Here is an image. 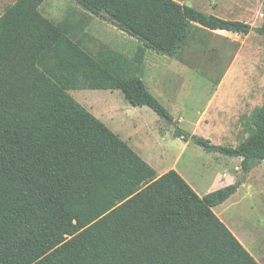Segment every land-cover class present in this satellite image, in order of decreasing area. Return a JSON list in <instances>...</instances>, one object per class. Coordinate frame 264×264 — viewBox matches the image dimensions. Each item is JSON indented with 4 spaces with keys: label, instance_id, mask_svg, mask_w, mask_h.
I'll return each mask as SVG.
<instances>
[{
    "label": "trees",
    "instance_id": "trees-1",
    "mask_svg": "<svg viewBox=\"0 0 264 264\" xmlns=\"http://www.w3.org/2000/svg\"><path fill=\"white\" fill-rule=\"evenodd\" d=\"M45 0H16L0 15V264H259L212 207L237 189L199 196L175 170H155L70 90L118 89L132 106L172 122L138 69L144 50L179 57L196 29L246 35L260 26L178 0H72L85 14L54 22ZM92 16L140 45L128 60L78 38ZM175 124V122H174ZM235 146L179 126L174 136L241 157L240 181L264 159V97Z\"/></svg>",
    "mask_w": 264,
    "mask_h": 264
},
{
    "label": "rangeland",
    "instance_id": "rangeland-1",
    "mask_svg": "<svg viewBox=\"0 0 264 264\" xmlns=\"http://www.w3.org/2000/svg\"><path fill=\"white\" fill-rule=\"evenodd\" d=\"M46 2L50 8H47ZM178 2L189 3L200 11L220 18L246 22L252 27L260 26L263 22L264 0H178ZM42 6V11L49 15L50 17H47L52 21H61L67 10L75 11L73 19L80 17L79 12H82L72 0H45ZM222 34L223 36L206 33L201 38H190L182 49L179 59L168 58L150 49L146 51V57L149 56L150 62L157 66L156 69L148 72L147 83L161 93L165 90L164 87H175L177 90L172 89L171 93H176L178 105L172 107L161 98H157L158 101L176 120L179 117L183 118V122L177 124L181 129L206 138L212 144L217 142L207 137L209 133H213L210 127H207L204 122L197 124V121L207 107L212 91L211 85L214 82L211 79L213 74L217 72L216 75L220 77L223 73L220 70H225L233 61L231 73L241 75L254 92L253 104L260 105L264 97V47L261 37L254 31H250L247 35L228 34L224 37V33ZM77 36L81 39L83 47L92 54L96 52L100 44L125 54L128 51H134L138 45L136 39L123 33L101 16H92L88 20L86 34H77ZM238 51L239 56L234 61ZM220 52L224 54L220 57L222 61H216L220 59L218 57ZM164 69H166L165 72H163ZM70 93L95 117L106 123L107 127L114 125L117 116H125L132 122L129 129L136 134V138L143 137L144 140L147 137L152 138V144L147 143L146 148L152 150L156 141L155 149H164L163 160L161 163H156L153 168L156 173L159 174L174 164L181 148L180 139L182 138L178 139L174 136L173 123L161 119L147 106H130L119 90L79 89L70 90ZM141 121L148 128L144 130L148 133L147 135H144L141 129ZM241 131H239L241 138H237V130H234L233 136L224 132L223 145L230 146L233 142L238 144L247 135L244 129ZM178 169L184 174L186 182L191 187H195L199 193L205 191L211 180L216 178L217 172L235 174L230 157L218 152H208L193 141H189L188 147L178 162ZM239 181L236 180L234 184L238 185ZM244 192L242 190L236 197L240 199L239 204L230 208L229 215L245 232L249 233L251 230L252 235L249 234V238L252 241L255 239L254 233H258L264 239V193L259 196L255 192L249 195Z\"/></svg>",
    "mask_w": 264,
    "mask_h": 264
},
{
    "label": "crops",
    "instance_id": "crops-1",
    "mask_svg": "<svg viewBox=\"0 0 264 264\" xmlns=\"http://www.w3.org/2000/svg\"><path fill=\"white\" fill-rule=\"evenodd\" d=\"M15 1L16 0H0V15L9 6H11ZM42 4L39 7V11L42 13L43 16L48 18L47 16H49V15L45 14L42 11V7L45 5L44 4L42 6ZM188 5H190V4L188 3ZM47 8H50V5L48 3H47ZM74 12H75L74 10H67L65 15L61 18V20H63L65 17H69V19H71L72 23H76L81 19L84 20L85 14L83 13V11L79 12L80 17H78L76 19H73L75 16ZM208 14H210V13H208ZM48 19H50V18H48ZM59 21H54V22H59ZM78 25L80 27L82 24L78 23ZM87 26H88V23L86 25H84L83 31H81V29L78 27L77 28L78 34H80V35L86 34ZM195 27H196V29L194 30L191 38H194V37L201 38L206 33H213L214 35H222V36H223L222 33H224V37H225V35H228V34H237V33L226 32V31L208 30L206 28H202L199 25H195ZM123 45L124 44H122V48H124ZM139 45H140V43L138 42V45L136 46L135 50L132 52L128 51L126 54L115 49V48H113L112 50L122 54L128 60H132V58H133V56L137 50V47ZM147 49H149V48H146L144 50L142 64L139 66V69H138V73H139L143 83L145 84L148 91L156 97V99L161 98V99L165 100V102H167V104L171 105L172 107L178 105L179 100L177 101V98L175 95L176 93H174V92L171 93L172 89H174V91H177L175 87H169V88L164 87L165 90L163 91V93H161V92L156 91L154 88H152L147 83L148 72L149 71L151 72L152 69H156V67H157L155 64L150 62L149 56L146 57ZM223 55L224 54L222 52H220L218 54V57L220 58ZM164 56H166V55H164ZM238 56H239V51L236 53V55L234 57V61L237 59ZM167 57L173 58V57H169V56H167ZM175 58L179 59L180 55L178 58L177 57H175ZM218 60L222 61L221 58L216 59V61H218ZM232 64H233V61H232ZM232 64L228 65V67L225 70L224 69L220 70V72H223V73H221L222 75L220 74L221 75L220 77L216 75L217 72L212 75L211 79H213L214 82L212 84L213 86L211 85V89H212V91L210 92L211 95H210V98L208 100L206 109L201 113V115L199 116L198 121H197V124L198 123L201 124L202 122H204V123H206L207 127H210V130L213 133H209V135H207V137H210L211 140H214V142H217L216 144H218V145H223V139L222 138H223L224 132L229 133L231 136H233L232 134H233L234 130H237V138L242 136L239 131L243 130L246 127V125H245L246 118L250 115V113L253 111V109L255 107H257V106H255V104H253V102H254L253 98L255 97V94L250 89V87L244 82V80L242 79V76L239 74H232L231 73V65ZM165 71H166V69H164L163 72H165ZM208 77H211V76H208ZM81 89H87V88H81ZM77 90H79V89H77ZM103 90H118V89H103ZM130 106H132V105H130ZM117 111L118 110H116V112ZM116 118H117V120L114 123V125L112 127H108V128L112 132H114L121 140H123L131 149H133L152 168H154L156 166V163H161V161L163 160L162 159L163 158V152L162 151H164V149L162 148V150H156L155 149L156 141H154V147L151 148L152 150L146 148L147 143L152 144V138L147 137V138H145V140L143 137L141 138L142 140L136 138L135 137L136 134L132 133L129 129L131 127L132 122L130 120H128V118L125 116H117ZM172 118H173V121L171 123H173L172 126H174V128L178 123L183 122L182 117H179V119H177V120L173 116H172ZM113 119H114V117H113ZM174 122H175V124H174ZM104 124H106V123H104ZM141 129H143L144 135L148 134V133L144 132V130L148 129V128H146V124L142 121H141ZM241 132H243V131H241ZM190 134H192V133H190ZM177 138L180 139L179 137H177ZM180 141H181V148L178 151V156L176 157L174 164L170 165V167L162 170L161 173H159V174L155 172L157 176L165 173L168 170L173 169L176 172H178L181 175V177H183V179L185 181H187V179L185 178L182 171L180 169H178V162L180 161V158L182 157V155L184 154V151L188 147L189 141H185L183 139L182 140L180 139ZM235 145H237L236 142L230 143V146H235ZM230 158H231V162L233 163L235 174L228 173V172H225V173H218L217 172L216 176H215L216 178L214 180H211V182L207 185V188L205 189V191H203V193H199V191H197L195 189V187H193V186H192V189L199 196H203V195H205L211 191H214V190L219 189L221 187H224L226 185L234 184V183H236V180H240V179H238V176L239 175L241 176V169H240L241 157H230ZM240 176H239V178H240ZM260 182H262V184ZM242 190H244L245 191L244 193L248 194V195L251 194L252 192H255L256 194L261 196L264 193V159L260 163H258L257 165H255L254 167H252L249 170L244 181H239V183L237 185V189L234 193H232L221 204L212 207V211L215 213V215L226 225V227L232 232V234L238 239V241L254 257V259L259 264H264V239H263V237L259 236L258 233H256V234L254 233L253 235H254L255 239H254V241H252V239L249 238V234L252 235L251 230L249 233L245 232L244 229H242L237 223H235L233 221L232 217H230V215H229L230 214V212H229L230 208L232 206L239 204L238 202L240 199H237L236 197H238L240 195Z\"/></svg>",
    "mask_w": 264,
    "mask_h": 264
},
{
    "label": "water",
    "instance_id": "water-1",
    "mask_svg": "<svg viewBox=\"0 0 264 264\" xmlns=\"http://www.w3.org/2000/svg\"><path fill=\"white\" fill-rule=\"evenodd\" d=\"M187 5H188V3H187Z\"/></svg>",
    "mask_w": 264,
    "mask_h": 264
}]
</instances>
